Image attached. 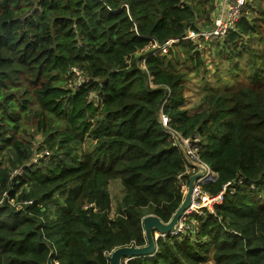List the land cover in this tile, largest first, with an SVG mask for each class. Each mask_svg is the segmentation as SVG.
<instances>
[{
    "label": "trees",
    "instance_id": "obj_1",
    "mask_svg": "<svg viewBox=\"0 0 264 264\" xmlns=\"http://www.w3.org/2000/svg\"><path fill=\"white\" fill-rule=\"evenodd\" d=\"M263 1L199 49L180 39L212 29L223 0H0V264H108L144 246L142 218L167 223L192 176L160 115L196 140L215 174L202 190L234 192L193 236L126 264H264ZM205 54L213 72L189 112L183 85L208 75Z\"/></svg>",
    "mask_w": 264,
    "mask_h": 264
},
{
    "label": "built area",
    "instance_id": "obj_2",
    "mask_svg": "<svg viewBox=\"0 0 264 264\" xmlns=\"http://www.w3.org/2000/svg\"><path fill=\"white\" fill-rule=\"evenodd\" d=\"M245 5L246 0H224L221 9L213 19L212 29L202 30L198 33L194 31H187L185 36L180 40L191 41L195 44H198L199 49L203 48L200 46L204 43L222 40L227 32L235 27L237 20L241 18L242 10ZM178 40L179 39H171L164 42L163 44H158L157 42L153 41L150 42V44H148L144 50L145 52H150L151 55L166 54L168 48L172 44L177 43ZM143 64L144 62H142V65ZM76 74L79 77L81 76L78 71H76ZM75 85H78V82H76ZM160 121L162 125L167 128L173 145L180 148L185 153L189 164L188 166L191 167V175L196 174L198 171L190 164L194 166L199 165L202 168L200 177H198L193 184L190 206L182 213L177 224L170 233L156 234V237L159 239L170 237L179 240L183 237L193 236L196 233V226L198 223L197 218L203 217L205 213H212L215 206H219L224 202L226 194H232L234 190L228 185H224L222 190L214 196H209L206 192H204L201 188V185L213 179L215 174H213L207 165L201 162L198 158V149L197 145L195 144L196 140L185 139L179 133L169 128L167 126L168 118L166 116L160 115ZM49 156L50 154L47 151H44L39 155H35L31 160V164H37L39 160L46 159ZM14 173H18V171H15ZM186 192L187 186H183V196ZM126 262L127 260L125 259L123 264H126Z\"/></svg>",
    "mask_w": 264,
    "mask_h": 264
},
{
    "label": "water",
    "instance_id": "obj_3",
    "mask_svg": "<svg viewBox=\"0 0 264 264\" xmlns=\"http://www.w3.org/2000/svg\"><path fill=\"white\" fill-rule=\"evenodd\" d=\"M190 165L196 168L198 172L190 177L187 184V192L183 196L182 202L180 203L178 209L171 216L170 220L167 223H163L158 217L154 215H147L143 217L141 223L143 228V236L145 238V245L142 247H136L133 245L123 246L114 249L107 255L108 264H123L125 259L128 262L133 258L152 256V254L156 251V242L159 239L156 237V234L170 233L177 224L182 213L190 206L193 184L195 180L200 177L202 172V168L199 165ZM46 264H52L51 258L47 259Z\"/></svg>",
    "mask_w": 264,
    "mask_h": 264
},
{
    "label": "rangeland",
    "instance_id": "obj_4",
    "mask_svg": "<svg viewBox=\"0 0 264 264\" xmlns=\"http://www.w3.org/2000/svg\"><path fill=\"white\" fill-rule=\"evenodd\" d=\"M262 3L264 4V1ZM262 38L264 41V35ZM200 47L207 48L208 46L201 45ZM204 59L207 65V69L205 68V70H209L208 75L206 73H202L200 70L198 71L194 70L193 72L188 73V78L185 80V83L183 85L182 95L184 99V105L182 108L189 110V112L196 111L198 109V106L201 103V98L203 96L202 86L204 85V82L205 80H207L208 76L211 75L213 72V65L211 62L210 55L205 54ZM142 67H144V65H142ZM182 69L184 70V67H182ZM121 191L122 188L119 184V181L118 180L111 181L109 185V193L111 196L112 208H114L116 206V203L121 200V196H122ZM207 264H213V263L212 261H210Z\"/></svg>",
    "mask_w": 264,
    "mask_h": 264
},
{
    "label": "crops",
    "instance_id": "obj_5",
    "mask_svg": "<svg viewBox=\"0 0 264 264\" xmlns=\"http://www.w3.org/2000/svg\"><path fill=\"white\" fill-rule=\"evenodd\" d=\"M223 3H224V0H223ZM223 3H222V5H223Z\"/></svg>",
    "mask_w": 264,
    "mask_h": 264
}]
</instances>
